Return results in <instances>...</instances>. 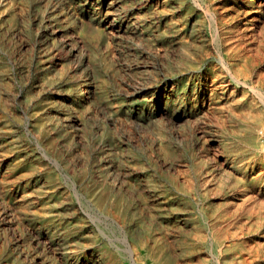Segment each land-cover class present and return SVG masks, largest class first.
Returning a JSON list of instances; mask_svg holds the SVG:
<instances>
[{
  "label": "rangeland",
  "instance_id": "rangeland-1",
  "mask_svg": "<svg viewBox=\"0 0 264 264\" xmlns=\"http://www.w3.org/2000/svg\"><path fill=\"white\" fill-rule=\"evenodd\" d=\"M246 1L0 0V189L13 173L21 205L0 201V264H153L165 230L180 263L221 264L213 223L264 254V0ZM254 30L244 95L218 52Z\"/></svg>",
  "mask_w": 264,
  "mask_h": 264
},
{
  "label": "bare ground",
  "instance_id": "bare-ground-1",
  "mask_svg": "<svg viewBox=\"0 0 264 264\" xmlns=\"http://www.w3.org/2000/svg\"><path fill=\"white\" fill-rule=\"evenodd\" d=\"M263 0H247L246 5H251L253 10H255L258 14L262 13V2ZM257 20H260V17H257ZM260 27V26H259ZM258 33L254 30L251 33H245L242 36L244 38L250 36L252 41L243 40L242 38L231 39L226 43V55L220 51L219 49V61L221 66L224 68L225 76L229 75L231 79L228 81L227 79L222 80L223 82H230L231 80L234 83V86L241 84L242 93L245 95L248 89L257 92L261 91L262 88L254 85L250 80V73L255 67V60L253 55H251L249 50L254 49L255 47L260 48L261 41L256 40ZM248 44V45H246ZM212 75L214 77L213 81H216V73H214L215 67L212 66ZM262 75V73H261ZM264 76V74H263ZM216 78V79H215ZM220 82V81H219ZM221 83L222 87H226L229 83ZM82 87L74 88V93L80 92ZM205 163V161H204ZM203 161L199 164L200 169L197 171V176L201 179L202 186L206 192L211 193L214 196L219 194L218 186L215 185L214 174L209 169L205 170V164ZM13 172L20 171L23 177L30 176L38 171V167L35 164L26 165L21 167L19 164H13ZM13 173L8 171V174L5 176L4 181L10 183L8 187V191H1L0 189V201L4 204L1 212H5L6 214L9 212L10 214L21 208V205H17L16 203H20L17 199V191L16 184L12 181ZM10 177V178H8ZM213 177V178H212ZM17 183V182H16ZM237 182L233 183V186ZM209 228L210 236L216 247H219L220 254L223 256V261L217 260V262L221 264H264V254L261 253L260 247L257 244L249 243L248 239L242 240L241 237H237L236 235H232L231 239L228 240L226 237L221 238L216 233V227L218 224L213 223ZM233 224V222H232ZM231 225V223L229 224ZM232 226V225H231ZM259 226H255V230L258 229ZM235 231H239L240 227L234 228ZM199 234V232H197ZM145 242L148 244V255L152 256L154 259L153 264H183L182 262L177 260V256L174 249V241L172 235L169 230H165L158 235L156 234H147L145 237ZM182 240V239H181ZM186 240V237L183 236L182 242ZM241 241V248L237 247L238 242ZM188 243V242H187ZM190 247H188L185 252L188 255L194 254L195 251L199 250L200 245L194 244V242L189 243ZM4 253V247L0 245V258ZM263 256V257H262ZM143 259L142 254H137V256L132 261V264H143L141 261ZM206 261L200 260L196 264H206ZM55 264V263H54Z\"/></svg>",
  "mask_w": 264,
  "mask_h": 264
}]
</instances>
